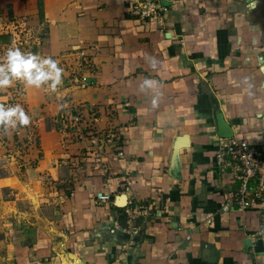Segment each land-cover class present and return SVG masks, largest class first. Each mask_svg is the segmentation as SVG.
<instances>
[{"label":"crops","instance_id":"crops-1","mask_svg":"<svg viewBox=\"0 0 264 264\" xmlns=\"http://www.w3.org/2000/svg\"><path fill=\"white\" fill-rule=\"evenodd\" d=\"M158 2L144 19L133 0H0V26L36 30L64 69L55 93L24 88L39 109L31 171L54 188L16 264H264L260 214L222 210L239 182L216 164L220 138L264 153V0ZM146 77L163 85L156 109ZM78 112L96 142L63 124Z\"/></svg>","mask_w":264,"mask_h":264},{"label":"rangeland","instance_id":"rangeland-1","mask_svg":"<svg viewBox=\"0 0 264 264\" xmlns=\"http://www.w3.org/2000/svg\"><path fill=\"white\" fill-rule=\"evenodd\" d=\"M38 37L36 30H30L23 25L0 26V56L15 44L22 51H31L47 57L39 45ZM18 84L7 92H0V102L19 103L23 106L25 89L23 85ZM35 127L36 124L29 126L30 130ZM31 131L35 134L31 132L32 137L26 134L25 142L19 147H15L13 143V133L0 134V264H16L12 252L14 245L22 242L28 226L33 225L31 223L36 224L38 219L43 217L45 200L53 195L48 194L54 188L53 181L46 179L41 172L36 174L31 171V167H34L38 160V157H35L29 161L32 150L30 144H36L38 138L37 131ZM17 132L25 133V130L19 129ZM34 193H37L40 202L36 197H32ZM51 203L53 204V201Z\"/></svg>","mask_w":264,"mask_h":264},{"label":"clouds","instance_id":"clouds-1","mask_svg":"<svg viewBox=\"0 0 264 264\" xmlns=\"http://www.w3.org/2000/svg\"><path fill=\"white\" fill-rule=\"evenodd\" d=\"M147 63L152 70H156L159 61L154 56H148ZM63 73L59 61L50 56L22 51L13 44L0 56V92H7L19 83L26 89H46L55 93L63 83ZM162 87L160 81L146 77L138 91L150 95L151 108L156 109L162 99ZM31 122V116L21 104L0 102V134L10 135L29 127Z\"/></svg>","mask_w":264,"mask_h":264},{"label":"built area","instance_id":"built-area-1","mask_svg":"<svg viewBox=\"0 0 264 264\" xmlns=\"http://www.w3.org/2000/svg\"><path fill=\"white\" fill-rule=\"evenodd\" d=\"M135 8L144 19H153L161 15L163 5L158 0H133ZM75 120L79 121L77 114ZM97 138V137H96ZM96 138L90 141L96 142ZM216 164L221 172H231L238 180V187L230 193L229 202L222 210L230 208V202L239 209L256 208L260 216L259 235L264 238V153L246 138H220L216 150ZM110 194L100 193V201L110 200ZM137 213L139 212L136 211ZM211 221L209 217L207 219Z\"/></svg>","mask_w":264,"mask_h":264},{"label":"trees","instance_id":"trees-1","mask_svg":"<svg viewBox=\"0 0 264 264\" xmlns=\"http://www.w3.org/2000/svg\"><path fill=\"white\" fill-rule=\"evenodd\" d=\"M19 85V84H18ZM23 107L25 109V111L29 114V115H33L35 113H39V109H34V106L31 105V101L26 97L23 100ZM80 116V120L77 121L75 120V116L76 115ZM75 113L73 115H70L69 113L63 115V124L66 125L67 128H72L74 129V131L76 132L77 135L76 138L78 139H84V137L87 136V139L90 140L91 136L92 137H97L98 133H99V128L96 125V121L95 120H91V118H87L83 113L78 112ZM55 126L57 129H60L61 125L59 124L58 121L54 122L53 124L51 122H49L48 126ZM29 127L26 128H22L24 130H28ZM37 131V128H36ZM27 134V132L25 131V133H18L17 131L13 133V143L15 144V147H19V145L22 142H25V135ZM38 137V135H37ZM24 139V140H23ZM38 138H37V143L34 144L37 148H38ZM17 144V145H16ZM35 146H33L32 144H30V148H36Z\"/></svg>","mask_w":264,"mask_h":264},{"label":"water","instance_id":"water-1","mask_svg":"<svg viewBox=\"0 0 264 264\" xmlns=\"http://www.w3.org/2000/svg\"><path fill=\"white\" fill-rule=\"evenodd\" d=\"M117 203L119 205H125L127 203V196H126V194L123 193V194L119 195L118 196V199H117Z\"/></svg>","mask_w":264,"mask_h":264}]
</instances>
